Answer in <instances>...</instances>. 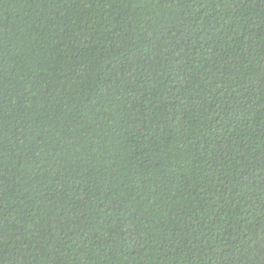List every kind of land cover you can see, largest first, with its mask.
<instances>
[{
	"label": "trees",
	"instance_id": "16d2710c",
	"mask_svg": "<svg viewBox=\"0 0 264 264\" xmlns=\"http://www.w3.org/2000/svg\"><path fill=\"white\" fill-rule=\"evenodd\" d=\"M0 264H264V0H0Z\"/></svg>",
	"mask_w": 264,
	"mask_h": 264
}]
</instances>
